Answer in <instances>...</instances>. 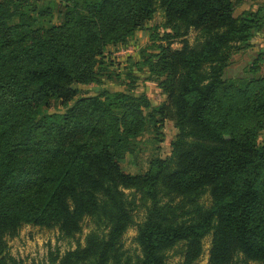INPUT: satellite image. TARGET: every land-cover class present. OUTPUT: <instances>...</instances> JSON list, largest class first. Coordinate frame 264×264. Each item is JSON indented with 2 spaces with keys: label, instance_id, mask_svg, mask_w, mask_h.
<instances>
[{
  "label": "trees",
  "instance_id": "1",
  "mask_svg": "<svg viewBox=\"0 0 264 264\" xmlns=\"http://www.w3.org/2000/svg\"><path fill=\"white\" fill-rule=\"evenodd\" d=\"M29 1L0 0V264H23L7 244L23 225L75 237L86 218L93 227L84 243L49 252L42 264H165L167 248L180 243L177 264H193L208 234L209 264L238 253L264 261V59L245 76L223 75L261 14L235 16L240 0H66L62 20L45 26ZM158 7L174 35L203 34L196 49L147 53L150 69L155 61L177 78L168 104L120 89L74 99L71 84L98 81L110 48ZM58 100L72 102L50 111ZM168 111L178 129L170 153L146 157L139 173L123 171L139 136L148 127L160 135ZM125 188L148 201L134 258L121 242L134 222Z\"/></svg>",
  "mask_w": 264,
  "mask_h": 264
},
{
  "label": "rangeland",
  "instance_id": "2",
  "mask_svg": "<svg viewBox=\"0 0 264 264\" xmlns=\"http://www.w3.org/2000/svg\"><path fill=\"white\" fill-rule=\"evenodd\" d=\"M66 0H30L28 9L35 7L32 15L36 16L40 25L49 26L62 20V11ZM48 8L49 12L39 15L38 11ZM259 12V23L261 25L252 29V36L248 43L242 45L229 58V63L224 69L226 78H238L248 73V68L257 57L264 59V0H240L234 7L235 16L242 13ZM169 33V35H167ZM203 34L197 28L191 27L186 34L174 35L173 30L165 25V16L162 8H157L153 16L145 24L135 30L127 43L113 46L107 53V60L111 59L109 65L102 67V73L98 81L91 83H74L71 87L76 90L74 99L79 96L93 95L101 89L108 90H130L135 93H144L151 105L157 106L168 104L167 86H176L177 78L168 71L156 66L154 68L144 64L147 53L163 52L165 58L179 51L187 45L189 48H198ZM162 46V48L160 47ZM155 60V58L153 59ZM114 61V63H113ZM163 62V59L160 60ZM161 66V63H158ZM72 101L63 102L58 100L52 102L48 107L50 111L64 112L66 105ZM178 129L175 126L171 111L163 117L161 134L155 135L152 127H148L141 136L136 149V155L127 153L121 164L123 171L127 173H139L141 168L147 167L146 157L158 156L165 158L170 153L171 142L175 139ZM258 140L264 138V127L260 130ZM229 136H225L228 138ZM138 163L140 165H136ZM125 197L129 202L130 214L134 222L130 224L121 235V242L126 252L134 258L139 252L135 241L137 226L145 214L148 201L134 189H123ZM204 205L210 204L209 193H204L198 199ZM130 205V204H129ZM93 227V223L86 218L82 224V231L75 237H62L56 227L47 228L37 225H23L15 236L7 238L9 253L23 261V264H42L47 260L49 252L60 253L73 249L78 243H84V237ZM211 234L201 240V250L193 264H209V248ZM184 245L182 243L172 245L166 250L165 264H177L183 259ZM228 264H264V261L247 260L242 254L234 255Z\"/></svg>",
  "mask_w": 264,
  "mask_h": 264
}]
</instances>
